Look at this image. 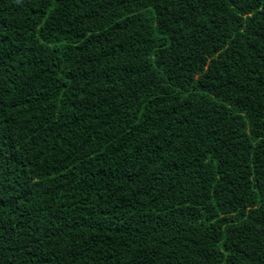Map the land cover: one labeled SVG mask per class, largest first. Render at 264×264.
<instances>
[{
  "label": "trees",
  "instance_id": "1",
  "mask_svg": "<svg viewBox=\"0 0 264 264\" xmlns=\"http://www.w3.org/2000/svg\"><path fill=\"white\" fill-rule=\"evenodd\" d=\"M0 264H264V0H0Z\"/></svg>",
  "mask_w": 264,
  "mask_h": 264
}]
</instances>
